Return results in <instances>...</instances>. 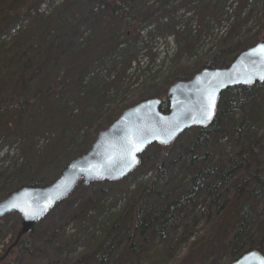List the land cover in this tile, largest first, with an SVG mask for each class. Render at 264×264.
Returning a JSON list of instances; mask_svg holds the SVG:
<instances>
[{
    "label": "trees",
    "instance_id": "obj_1",
    "mask_svg": "<svg viewBox=\"0 0 264 264\" xmlns=\"http://www.w3.org/2000/svg\"><path fill=\"white\" fill-rule=\"evenodd\" d=\"M173 1L175 0H161L165 6ZM194 1L188 0L186 3H194ZM40 2L41 0H0V34L12 26L33 4ZM228 2H230L229 9L234 8L232 16L229 17V19H233V23L227 32V29L223 28L226 30L219 34L218 39L220 41L215 46L218 48L217 53L211 58L201 60L200 63L190 66L182 57L189 53L187 46H184V49H180V53L170 61L171 72L165 80L167 85H165L164 91L175 82L189 81L202 69L227 67L240 52L264 41V0H207L206 2L205 0H198L199 5L196 6V9L200 11L197 15L202 17L203 22L207 19L213 21L216 9L220 6L224 7ZM159 12L160 10L154 11L149 8L143 0H66L54 14L52 13L53 15L51 13L46 15L47 17L35 15L30 20V22L33 21V25L25 33L19 32L7 42L0 41V94H4L7 89L12 88L13 81L15 85L13 93L7 96L4 101H0V135L2 140L7 141L12 137L15 138L17 134L12 132L13 127L22 123L24 115L27 113L28 101L23 97V91L33 90L34 98L44 97L45 100L51 101H56L55 98L57 97V101L62 100L66 94H70L74 99L77 98L73 104L75 101L78 102V95H80L78 93L83 94L80 91L85 89L86 76L93 65L98 62L101 64L107 56L118 53L120 47L125 46L127 49L123 51L132 52L137 39L140 37L139 29L143 30L142 27L148 22L157 23L163 20V15H168ZM250 20L255 21L254 27L258 28V33L250 40L240 38L238 41H234V36L238 35ZM84 25L88 26L92 33H96L101 26L106 25V38H102L100 35L96 41L87 38L80 42L82 37L79 27ZM166 29L175 33L172 24L166 26ZM53 32L54 35H52ZM181 36L176 35L178 45H180ZM223 36L224 38H222ZM54 54L64 59L67 70L62 79L55 83V86L44 87L45 84L37 74L43 72ZM132 59L126 58L124 63H117L119 72L115 79L116 82H114L115 86L111 88L116 89V96L118 97L125 88L122 85V79L125 78ZM34 77L37 79L34 80ZM32 81L35 82L32 84ZM59 87L61 90L55 93ZM17 88L18 91H16ZM259 91H264V83L226 90L219 98L216 116L218 113L223 114L225 107L226 112H243L246 106H252L253 99ZM107 92H109V86L103 89L101 93L97 92L98 95L94 97L95 106L91 118L83 116L82 112L77 117L85 126H88L89 123L95 125L96 134L106 129L119 117L123 110L151 97L162 99L159 109L161 113L166 114L169 111L164 92L160 89L147 92L139 98L138 102L125 104L122 108L115 107V100H109L106 97ZM92 95L94 96L93 91ZM230 95L232 99L236 100L235 102L230 101ZM87 96H89L88 93ZM251 106L243 112L237 121L236 128L240 133H247L249 124L253 118L255 119L256 112ZM112 109L113 112H111ZM72 113L73 107L71 109L64 108L60 119L63 123L56 142V155L45 168L37 166L36 170H33L31 167L40 161L43 154L37 157L25 145L22 146L21 153L25 160L23 166L13 173H9L6 169L0 174V201L12 192L24 187L43 188L47 186L54 179L48 181L44 178L47 172L46 168L53 167L56 172H61L69 160L73 158L69 157V154L72 152L71 149L78 137L79 130L76 126V120H73ZM69 115L73 123L70 122ZM3 117H11L10 122L5 124ZM75 129L77 134L73 139L71 135ZM190 131L193 132L192 144L196 148L190 150L191 154L195 153L191 160L189 157L191 166L188 169H190L191 179L188 186H182L181 182L177 185H168V190L164 193L167 195L165 198L168 199L169 203L165 205L163 211H157L147 220L143 212L146 199L151 194L157 196L158 194L155 192L158 189L154 186V179L145 184H137L133 192L135 198H130L121 210L108 216L109 218L100 228L98 238L95 239L94 244H91V252L76 260L68 257L69 254L66 256L63 252L62 244L59 242L61 235L58 230L69 219L74 220L78 217L79 221H85L88 212L99 210V206H96L94 202L88 200L83 201L81 205H76L74 201L69 203L67 198L57 204L55 207L61 204L65 205L62 214L58 215L57 218L51 219L50 217L39 222L32 231L20 239L18 244L9 251L8 257L3 260V254L14 243L20 230L19 217L17 214H12V224L5 233L0 234V264H130L131 261H134L133 258L137 260L144 253V249L137 246L135 242L136 237L134 236L137 231L143 235L147 234L143 241L144 244H151L153 237L160 236L168 227L175 209H181V206L185 204H182L184 200H193L202 182H205L204 185H206L207 179L210 178H212V184L208 185V190L209 196L215 194L212 202L214 206H217L214 213V221L219 228L217 231L219 232L223 227L226 229V235L231 236V238L226 237L224 245L228 253V264L252 250H257L264 256V235L258 241H254L252 238L246 240L248 220L255 215L260 200L264 198V175L259 171L248 173V175L250 174L249 179L241 180L234 188L233 194L225 198L227 200H222L223 198H220L221 196L218 194L219 189L228 183L237 171L241 168L248 169L257 161L264 145H255L252 140L253 136L249 135L245 138L247 140L245 149L236 150V160L228 158V156L223 159L222 156L218 157L221 150V140L228 139L233 147L238 148L240 139L244 138L245 135L235 138L228 137L216 119L207 128H193ZM23 135L19 131V136L23 137L22 140L29 139ZM91 144L79 152L77 156L86 153ZM174 144L166 147L150 146L160 154L159 162L155 163V170L169 159V154L176 146ZM192 151L194 152L192 153ZM141 158L140 163H143ZM199 158L200 161L196 163L195 161ZM159 173L160 171L156 172L154 178ZM125 179L118 182H104V184L114 188L119 185H126ZM127 186H129L128 181ZM78 187H82L83 191L88 190L79 184L71 195L75 194ZM178 191H183L185 196L175 198ZM160 194H163V190ZM172 199L173 201L170 202ZM75 206L78 208L74 209ZM165 211L169 212L167 217L164 215ZM75 213L79 214L75 216ZM97 214L99 216L102 213L98 212ZM58 244L59 246H56ZM200 248L203 249V247ZM188 249L191 250V246ZM2 251L4 252L2 253ZM14 251L18 255L8 259ZM115 255L118 256V259L114 257ZM134 262V264H138L136 261Z\"/></svg>",
    "mask_w": 264,
    "mask_h": 264
},
{
    "label": "rangeland",
    "instance_id": "obj_2",
    "mask_svg": "<svg viewBox=\"0 0 264 264\" xmlns=\"http://www.w3.org/2000/svg\"><path fill=\"white\" fill-rule=\"evenodd\" d=\"M65 1L41 0L40 3L33 4L22 14L23 16H20L12 26L0 34V41H10L19 32L25 33L28 31L33 25V21L30 22L34 17L31 13L36 12L41 4H45L48 7L52 6L50 13L53 15L57 8L63 5ZM143 1L154 11L160 10V14L165 13L168 15H163V20L157 23L148 22L144 26L142 25L143 27L141 26L144 29H139L140 37L137 39L132 52L127 53L123 51L127 47H120L118 53L107 56L101 64L99 62L94 64L86 76L85 89L80 91L83 94L78 93L80 94L78 95V102L75 101L73 104L77 98L74 99L70 94H66L62 100L57 101V97L55 98L56 101H51L45 100L44 97L34 98L33 90L23 91L24 93L22 95L28 101L26 107L27 113L24 115L23 122L18 124L17 127H13L12 132L17 135L15 138L7 139V141H3L0 135V174L6 169H8L9 173H13L23 166L25 160L21 151L24 145L37 157L43 154L40 161L31 167L33 170H36L37 166L45 168L51 162L56 155V142L58 141L59 131H61V125L63 123L60 119L65 107L69 109L73 107V120H76V126L79 130L78 137L74 141L75 144L71 149L72 152L69 154V157H73L71 160L76 158L77 154L91 144L97 135L95 125L89 123L88 126H85L77 118L81 112L83 116L91 118L90 116H92L95 106L94 97L98 95L97 92L101 93L103 89L109 86V92H107L106 97L109 100H115V107L118 106L116 108H122L125 104L134 101L136 103L145 93L158 89L162 90L165 96L167 91V89L164 91V87L167 85L165 80L171 72L170 61L180 53V49L183 50L184 46H187L189 53L184 54L182 57L190 66L200 63L201 60L211 58L218 51V48L215 46L220 41L218 39L219 34H222L226 29L227 32L229 26L233 23V19H229L234 11V8L229 9L230 2L228 4L226 3L225 8L223 6L217 9L215 8L216 14L213 21L207 19V21L203 22L202 17L197 15L200 11L196 9V6L199 5L198 0L194 1L196 5L194 3H186L188 0H175L169 2L166 6L161 0ZM41 8H44V6L42 5ZM37 13L42 16L40 12L37 11ZM171 24L175 33L170 29H166V26H170ZM254 26L255 21L250 20L240 33L234 36V41H238L240 38L249 40L253 38L258 33V28ZM79 31L82 37L79 40L80 42L87 38L96 41L100 35L102 38H106L105 35L107 33L106 25L101 26L96 33H92L86 25L80 26ZM177 34L182 35L179 40L180 45L176 41ZM52 35H54V32ZM120 41L123 40L120 39ZM74 57L75 55L71 59L72 61ZM126 58H133L130 63V68L125 74V78L122 79V85L127 89L123 88L124 90L121 91L118 97L116 96V89L111 87L115 86L114 82H116L115 79L119 72L117 63H124ZM115 64H117L116 67ZM66 70L64 59L54 54L43 72L37 75L45 84L44 87H52L62 79ZM36 79L37 77H34V80ZM34 82L32 81V84ZM11 87L4 94H0V101H4L7 96L13 93V88H15L14 81ZM60 90L61 88L59 87L54 92L57 93ZM16 91H18V88ZM92 91L94 96L92 95ZM87 93L89 96H87ZM230 101L235 102L236 100L231 98ZM252 103V106H246L244 109L246 111L251 106L256 112L255 119L253 118L249 124V131L247 133H240L236 128L237 121H239L244 111H236L234 113L230 111L226 112L225 107L223 108V114L218 113V116H216L217 123L219 122L228 137L235 138L245 135L244 138L240 139L238 148L233 147L231 142H228V139L221 140V150L218 157L222 156L225 159L228 156V158L236 160V150L240 148L245 149L244 147L247 145L245 138L249 135L253 136L252 140L255 145H264V91H259ZM111 112H113V109ZM59 113L60 115H58ZM6 118L3 117L5 124L10 122L9 119L11 117ZM70 122L73 123L71 116ZM190 130L192 129L184 132L176 140L175 144L173 143L176 146L169 154V159L156 170L155 163L159 162L160 154L153 147H149L141 156L143 163H140V166L131 173L132 176L129 175L125 179L126 185H119L112 188L110 185L104 184V182L91 183L88 187H84L81 184L88 190L83 191L82 187H78L75 194L71 195L73 191L70 194L71 196H68L69 203H73L74 201L76 205H81L83 201L89 200L90 202H94L96 206H99V210L88 212L85 221H79V218L76 217L74 220L69 219L67 223H64V227H59L58 232L61 235L59 242L62 244V250L66 256L69 254L68 257L76 260L91 252V244H94L95 239L98 238L97 236L99 235L102 224L106 222L110 214H115L121 210L127 200L132 197L135 198L133 192L137 184H145L149 180L154 179V186L158 189L155 192L158 194L157 196L151 194L146 199L143 212L147 220L157 211H163L165 205L169 203L168 199L165 198L167 195L164 193L168 190V185H177L181 182L182 186H188L191 179L190 169L188 168L191 166L190 160L193 157L192 155L195 154L193 153L194 151L191 154L190 150L196 149L192 144L193 132ZM19 131L29 139L22 140L23 137L19 136ZM76 131V129L73 130L74 133L71 135L73 139H75V134H77ZM189 153L191 154L190 156ZM199 161L200 158L195 162L197 163ZM46 171L44 178L48 181L55 180L60 174V171L56 172L53 167L46 168ZM159 171L160 173L154 178L155 173ZM257 171L264 175V148L257 158V161L250 168H241L228 183L219 189L218 194L221 196L220 198L227 200L225 198L233 194L234 188L241 180L249 179L250 174L248 175V173ZM127 181L129 186H127ZM204 184L205 182H202L201 188L199 187V191L193 200H184L182 204H185L181 206V209H175L168 227L160 236H154L151 244H144L143 241L147 234L143 235L137 231L134 236L136 237L135 242L137 246L144 249V253L137 260L135 258L132 260L138 264H228V253L224 245L226 243V237L231 238V236L226 235V229L223 227L219 232L217 231L219 228L214 221V213L217 206H214L212 202L215 194L209 196L208 190V185L212 184V178L207 179L206 185ZM162 190L163 194L161 195ZM103 195L104 197H101ZM175 196V198L182 197L185 196V193L178 191ZM172 201L173 199L170 200V202ZM76 208L78 207L75 206L74 209ZM63 209H65V205L62 204L55 207L44 219L50 217L51 219L57 218L58 215L62 214ZM98 212L102 214L98 216ZM77 214L79 213H75V216ZM164 215L167 217L169 212L165 211ZM12 222V214L0 218V234L5 233ZM263 235L264 198L260 200L255 215L248 220L246 240L252 238L254 241H258ZM56 246H59V244ZM189 246H191V250L188 249ZM200 247H203V249ZM6 252L3 254V260L8 257L9 252H7V256L5 255ZM17 255L18 253L14 251L8 259L15 258ZM114 257L118 259V256L115 255ZM134 261H131L130 264H134Z\"/></svg>",
    "mask_w": 264,
    "mask_h": 264
},
{
    "label": "water",
    "instance_id": "obj_3",
    "mask_svg": "<svg viewBox=\"0 0 264 264\" xmlns=\"http://www.w3.org/2000/svg\"><path fill=\"white\" fill-rule=\"evenodd\" d=\"M261 46L264 41L240 52L227 67L202 69L189 81L169 85L165 93L169 107L166 114L160 112L162 100L157 97L125 109L97 133L86 153L66 164L53 182L43 188L18 189L1 200L0 218L17 214L20 223V230L7 252L79 184L88 187L95 182L124 180L139 167L140 157L150 146H170L189 129L209 127L216 118L223 92L264 83ZM231 264H264V256L252 250Z\"/></svg>",
    "mask_w": 264,
    "mask_h": 264
},
{
    "label": "built area",
    "instance_id": "obj_4",
    "mask_svg": "<svg viewBox=\"0 0 264 264\" xmlns=\"http://www.w3.org/2000/svg\"><path fill=\"white\" fill-rule=\"evenodd\" d=\"M42 5L44 6V8H41V9H40V7H41ZM39 10H40V11H39ZM37 11L40 12V14H42V15H48V14L50 13L51 9H50V7L46 6L45 4H41V5L39 6V8H38ZM37 11H36V12H32L31 14H32L33 16H35V15H39V14L37 13Z\"/></svg>",
    "mask_w": 264,
    "mask_h": 264
},
{
    "label": "snow or ice",
    "instance_id": "obj_5",
    "mask_svg": "<svg viewBox=\"0 0 264 264\" xmlns=\"http://www.w3.org/2000/svg\"><path fill=\"white\" fill-rule=\"evenodd\" d=\"M262 52H264V46H261V49H260ZM255 51V50H254ZM209 118H210V114H209Z\"/></svg>",
    "mask_w": 264,
    "mask_h": 264
}]
</instances>
